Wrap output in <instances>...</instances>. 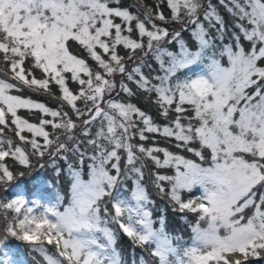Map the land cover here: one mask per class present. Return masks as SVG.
Listing matches in <instances>:
<instances>
[{
    "label": "trees",
    "instance_id": "16d2710c",
    "mask_svg": "<svg viewBox=\"0 0 264 264\" xmlns=\"http://www.w3.org/2000/svg\"><path fill=\"white\" fill-rule=\"evenodd\" d=\"M98 1L108 8L125 11L131 19L125 27L123 21L113 17L119 23L116 29L110 28L107 36H102L106 41L103 51L92 39L101 17L85 10L82 40L68 37L64 41L65 51L80 60L85 69V74L77 76L65 69L62 62L48 64L36 55L30 39L33 32L23 30L22 10L19 28L0 21V81L6 84L7 94L41 106L42 111L18 108L14 115L19 122L40 125L45 132L44 138L33 135L29 130L18 128L13 113L0 114V264H79L62 252L65 232L57 227L54 210L66 206L73 211L71 174L77 172L83 180L87 178L88 165L96 155L95 143L98 138L101 142L99 136L105 135L99 114L108 105L106 102L115 101L133 109V118L125 122L122 137L130 138L136 155L130 164L123 166V155H119L118 149L122 160L118 177H125V172L136 177L134 171H137L146 199H142L140 208L147 212L154 229L167 237L173 252L162 263L154 253L152 241L141 242V233L137 230L124 232L125 224L132 228L136 225L130 217L132 183L124 178L113 185L103 183L104 193L92 205L97 224L106 227L112 241L109 246L105 240L100 243L105 253L96 258L95 264H113V258L115 264H195L192 250L202 252L204 248L202 254L206 255L207 264H264V230L242 248L222 251L215 246L194 244L195 231L207 227L205 195L198 186L173 188L175 167L171 162L157 163L168 156L171 160L180 158L201 167L213 164L210 148L196 133L200 121L193 104L187 101L192 97L191 82L196 72L199 67L207 72L208 66L198 62L175 70L165 83L167 97L163 98L158 89L164 85L163 66L169 62L157 61L153 41L146 34H138L135 27L138 21L146 31L165 32L173 37L178 33L176 39L164 44L167 50L177 52L179 41L176 40L190 50L196 49L192 30L201 24L215 50L223 44L235 49L239 42L248 52L251 43L239 29V18L228 11L224 0H204L194 11L183 6L174 11L169 0ZM260 1L264 4V0ZM29 7L37 18L34 30L42 33L55 13L42 6L40 0H32ZM210 12L218 16V21L212 15L205 17ZM8 22L11 23L10 19ZM215 25L221 28V38ZM19 29L23 32L18 33ZM115 32L126 36L135 44L134 48L114 44ZM256 66L264 68V56L257 60ZM99 83L103 84L104 103L86 97L90 96L91 87ZM254 88L264 93V72L249 89ZM111 109L108 106L104 112L113 113ZM49 115L53 116L50 121ZM68 122L76 126L65 133ZM103 149L106 152L107 147ZM237 156L258 167L261 178L251 193L255 195L256 206L264 209V157H257L254 151H239ZM113 205L118 206V211L113 210ZM253 210L251 207L244 210L243 222L254 216ZM261 216L264 220V214L254 219Z\"/></svg>",
    "mask_w": 264,
    "mask_h": 264
},
{
    "label": "rangeland",
    "instance_id": "374dc122",
    "mask_svg": "<svg viewBox=\"0 0 264 264\" xmlns=\"http://www.w3.org/2000/svg\"><path fill=\"white\" fill-rule=\"evenodd\" d=\"M31 2L32 0H0L2 14L0 21L17 29L21 22L20 10H22L25 27L23 30L33 32L30 39L36 48V55L48 64L62 62L64 68L74 76L85 74V69L80 60L73 58L65 51L64 41L68 37L82 40L85 34L82 22L85 18V10L95 12L101 17L92 39L103 51L106 50V41L102 36H107L110 28L116 29L119 23L115 22L113 17L123 21L125 27L131 19L125 11L108 8L98 0H63V4L56 0H40L42 6L51 8L55 14L43 32L36 33L34 26L37 18L30 11ZM169 3L174 11L181 6L194 11L195 8L203 5L204 0L197 2L169 0ZM223 3L228 11L239 18V29L244 38L251 43L248 52L244 51L243 45L241 46L239 42L235 49L230 44H223L221 48L215 50L201 24L192 30L197 42L196 49L190 50L183 42L176 40L179 41L177 52L167 50L164 44L166 41L176 39L178 33L173 37L166 35L165 32L146 31L138 21L135 27L138 34H146L150 37V41H153L155 46L152 50L156 51L157 61L169 62V65L163 66L164 85L159 86L158 89V94L163 98L167 97L165 83L175 70L198 62L208 66V76L207 72L199 67L196 77L191 82L192 97L187 98V101L190 100L193 104L194 113L200 121L196 133L200 141L210 148L213 164L201 167L180 158L171 160L168 156L162 161H157V164L166 165L169 162L173 164L176 172L173 177V188L198 186L205 195L208 206L205 213L207 227L195 231L194 244L211 245L217 250L227 251L235 247L242 248L264 230L263 216L257 220L254 219L264 214V209L256 206L255 195L251 193L260 180L261 173L254 163H246L237 156L239 151H254L257 157H264V93L257 88L249 89L264 72V68L256 66L257 60L264 56V4L260 0H224ZM209 15L218 21V16L211 12L205 17L208 18ZM23 30L17 31L22 33ZM221 32V28L217 27L219 38H221ZM112 42L120 43L125 48L133 49L135 46L126 36H119V32L114 33ZM165 57L169 60L167 61ZM6 88V84L0 81V114L7 111L14 115L18 108L42 109L40 105L32 101L7 94ZM91 88L90 96H86L87 99L94 101L96 99V102L104 103L103 84L99 83ZM67 97L72 100L71 97ZM106 103L108 105L101 106L104 110H101L99 114L100 126L104 127L105 135L99 136L102 137V141L100 142L98 138L95 143L96 155L88 165L87 178L83 180L77 172L71 174L70 201L73 211L66 206H63L61 210H54L58 221L57 227H61L65 232V238L61 243L62 252L70 256V258L66 257L70 261L75 260L79 264H95L96 258L105 253V247L100 243L105 240L109 246L112 241L106 232V227L97 224L95 209L92 205L104 193L103 183L113 185L117 181L129 178L132 183L129 195L130 217L136 225L132 228L125 224L124 232L139 231L140 241H152L154 253L159 261L167 262L173 247L162 232L154 229L147 212L140 208V202L146 199L138 181L137 171H134L136 177H131L127 172L125 177H118L119 164L122 161L119 160V155H123V166L130 164L136 157L131 149L130 138L122 137L125 122L133 118V109L116 101ZM108 106L112 107L113 113L104 112ZM93 115L95 118V112ZM49 116L48 121L53 117ZM14 119L19 129L29 130L33 135L41 138L45 137L44 129L40 125H28L19 122L16 117ZM75 126V123H66L65 133ZM105 147H107L106 152L103 149ZM118 149H120L119 155ZM207 186L209 190L206 189ZM250 207L254 208V216L243 222L242 213ZM113 210L118 211V206L113 205ZM205 250V248L202 252L192 250L191 257L195 264H207L206 255L202 254ZM111 262L115 264V258Z\"/></svg>",
    "mask_w": 264,
    "mask_h": 264
}]
</instances>
